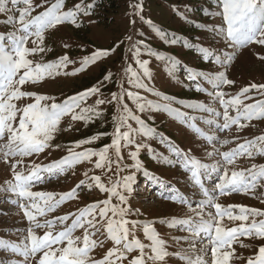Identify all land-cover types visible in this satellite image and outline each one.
Returning a JSON list of instances; mask_svg holds the SVG:
<instances>
[{
    "label": "snow or ice",
    "instance_id": "obj_1",
    "mask_svg": "<svg viewBox=\"0 0 264 264\" xmlns=\"http://www.w3.org/2000/svg\"><path fill=\"white\" fill-rule=\"evenodd\" d=\"M92 7L91 4L84 5L83 0L69 10H65V0H41L39 4H35L34 0H0V16L5 17L4 25L12 29L0 33V163L5 164L11 173V178L5 181L7 187L3 190L18 197L12 202L22 210L30 225L26 236L19 243L0 240V249L22 258L11 260L10 264H169L170 258L178 259L183 264H234L236 260H244L245 264H264V210L245 205L225 207L219 202L221 196L233 193L253 198L264 197V193L257 196V189L264 188V164L253 163L241 170L231 168L241 157H264V135L246 139L236 147L221 152L217 144L223 147L231 141L221 140L213 129L214 126L219 131H231L235 126V130L240 132L251 121L264 120V98L258 99L252 95L256 92L264 97V83H250L235 95L223 90L225 86L235 84L227 75V69L235 59L234 52L250 45L264 47V0H219L218 7L221 10L217 14L222 17V26L206 30L221 37L234 52L218 54L202 46L199 49L201 58L219 65L224 71L205 74L187 70L189 80H203L212 88L209 91L198 83L195 91L213 98L222 108L220 111L201 103L183 105L208 114V118L203 121L208 126L207 131L196 125L195 117L174 107L173 98L156 91L146 82L152 78L150 61L141 59V56H156L158 60H164L170 77L177 72V62L153 53L143 40L133 41L132 36L126 38L130 42L127 51L136 67L132 63L125 65L122 82L118 84L119 90L112 92L109 99L101 98L103 94L99 85L69 95L61 102H56V97L52 95L22 90L26 84L36 85L48 78L75 76L115 52V47L95 49L84 55L79 61V68L72 72L66 69L77 61L68 53L47 63H35L29 58L51 50L44 46L49 31L58 30L66 24L80 28V16L90 15L89 9ZM136 8L142 10L139 4ZM37 9L43 10L37 12ZM132 23L135 24V21ZM161 38L166 39V34L161 33ZM29 42L33 47H29ZM168 42L175 44L176 40ZM64 48H69V45L65 43ZM256 58L264 63V55L256 54ZM112 80V73L109 72L100 84ZM139 90L158 99L151 100ZM92 96L97 99L89 105L87 101ZM126 99L135 106V110ZM24 100L31 102L18 105ZM249 100L254 102L245 103ZM105 104L116 106V114L112 116L110 143L98 149L85 147L108 133L93 135L66 146L67 154L58 160L48 164L33 162L25 165V158L38 157L46 150L61 147L52 142L57 133L69 130L60 127L65 117H70L74 122L82 121L86 127L103 115L101 106ZM146 111L163 112L179 120L207 145H211L213 150L206 152L207 157H220L215 164H208L191 155V150L185 151L170 139L160 137V142L167 144L170 155L165 157L161 154L157 158L177 165L188 173L190 182L202 197L195 206L178 189L167 197L174 203L186 206L192 213L186 218L174 217L167 221L169 227L180 226V231L187 233L186 236L172 238L176 243L183 241L187 247L171 253L153 222L130 219L135 213L130 206L126 207V193L131 191L134 175L120 176L115 181L110 177L108 185L102 182L101 175H89L94 170L112 173L113 165L117 170L114 175L125 171L122 166L124 149H128V158L134 161L129 167L140 169L138 154L146 146L143 141L159 135L157 129L141 117L140 114ZM133 147L135 150H131ZM85 162L92 164L93 168L86 171V179L71 190L63 193L32 191L37 183L44 182L45 173L49 177L68 172L74 175L75 168ZM213 173L217 174L218 180L209 189L204 178ZM85 185L89 191L97 188L106 194V198L74 212L47 218L66 202L77 200V189ZM39 217L45 218L43 222ZM226 220L239 224L228 227ZM36 229H43V235L38 234ZM138 230H142L147 243L138 238ZM77 231H81V235H76ZM241 237L262 243L253 248L243 243ZM106 241L111 242V247L104 251L101 258H96L94 251L104 248ZM235 244L251 249L253 254L238 256ZM0 264L4 262L0 261Z\"/></svg>",
    "mask_w": 264,
    "mask_h": 264
},
{
    "label": "rangeland",
    "instance_id": "obj_2",
    "mask_svg": "<svg viewBox=\"0 0 264 264\" xmlns=\"http://www.w3.org/2000/svg\"><path fill=\"white\" fill-rule=\"evenodd\" d=\"M110 1L83 0L84 5L91 4L93 7L89 9L90 15L80 16L79 22L82 26L75 28L66 24L58 30L49 31L46 34L44 46L51 50L35 54L29 58L35 63H47L68 53L71 58L77 61L76 64L70 65L66 69V71L72 72L74 69L79 68L81 58L95 49L115 47V52L75 76H60L56 79L48 78L36 85L26 84L22 90L52 95L56 97V102H61L69 95L84 91L93 85H99L103 94L101 98L109 99L112 92L119 90L118 84L122 82L121 77L125 65L132 63L133 67H136L134 62L130 60L131 54L127 51L130 42L126 38L132 36L133 41L143 40L153 53L177 62V72L175 76L170 77L167 74L164 60H158L156 56H141V59L150 61L149 68L152 78L151 80H146V82L156 91L173 98L174 107L180 108L188 113L189 116L195 117L196 125L207 131L208 126L203 121L208 118V114L194 111L183 107V105L201 103L222 111L220 105L214 102L213 98L205 93L195 91L198 83L212 91V88L206 82L203 80L191 81L187 78V70L205 74L224 71L219 65L206 62L201 58L199 49L202 46L218 54L234 52L232 48L223 42L221 37L216 36L214 32L206 30L222 26V17L217 14L221 10L218 7L219 0H190L185 4L186 9L183 11L177 10V5L170 6L157 0H115L118 5L117 8L112 7L109 4ZM40 2L41 0H34L35 4ZM50 2H54V0H50ZM81 2L82 0H65V10L73 9L76 4ZM138 4L141 5L142 10L136 8ZM197 6L199 8H196ZM42 10L37 9V12ZM4 19L5 17L0 16V33H7L12 30L4 25ZM133 20L135 24L132 23ZM149 21L151 23H148ZM161 33L166 34V39L161 38ZM171 39H175L176 43H169L168 41ZM65 43L69 45V48H64ZM117 45L118 47H116ZM29 47H33L31 42H29ZM256 54L264 55V47L250 45L234 52L235 59L228 67L227 75L235 81V84L233 86H225L224 91L230 95H235L242 87H246L250 83H264V63L256 58ZM109 72L112 73V82L105 81L100 84L104 76ZM125 87H127V84H125ZM139 91L151 100L158 99L150 93L143 92V90ZM252 95L258 99L264 98L260 97L256 92H253ZM96 99V96H92L87 103L91 105ZM27 102L31 101H20L18 105ZM126 102L135 110V106L130 101L126 99ZM252 102L254 101H245V103ZM101 110L103 115L86 127L82 121L74 122L71 121L70 117H65L60 127L61 129L67 128L69 130H62L57 133L56 139L52 142L54 145L58 144L61 147L56 150H46L45 153L40 154L38 157L25 158V165L33 162L48 164L53 160H58L67 154L66 146L93 135L108 133V135H101L95 143L85 147L98 149L110 143L113 131L112 116L116 114V106L114 104H105L101 106ZM140 115L148 124L155 127L159 133L155 138L143 141L146 146L138 154V159L141 162L140 169L136 170L129 167L134 161L128 158V149H124L122 166L125 171L114 175L113 173H116L117 170L115 165H113L112 173L94 170L89 175H101L102 182L106 185L109 184L110 177L111 180L115 181L120 176L134 175L131 191L126 193L128 201L126 207L130 206L132 212L135 213L130 219L140 222H153L156 231L167 242L169 252H176L180 248H186L187 245L183 241L176 243L172 238L174 236H186L187 233L180 231V226L169 227L167 221L174 217L186 218L192 213L186 206L174 203L167 197L173 195L174 190L178 189L194 206L202 197L198 189L194 188L190 182L188 173L182 171L177 165L168 164L164 159L157 158L161 154L165 157L170 155L167 144L161 143L160 137L170 139L171 142L185 151L191 150L190 154L201 159L202 162L215 164L220 157L215 159L207 157L206 152L213 150L211 145H207L185 124L169 117L166 113L146 111ZM213 129L221 140L229 139L231 141L223 147L217 144V147L223 152L236 147L238 143L246 139H254L257 136L264 135V120H253L247 128L240 132L235 130V126H233L231 131H219L214 126ZM237 137L238 139H236ZM131 150H135L134 147ZM253 163L257 165L264 164V157L257 156L255 159L241 157L231 168L235 170L246 169ZM90 168H93V165L85 162L75 168L74 175L72 172H68L58 177H49V174L45 173L44 182L37 183L32 191L67 192L76 187L81 180L86 179L84 173ZM10 178L11 173L8 167L0 163V240L17 243L26 236V230L30 225L22 210L16 203L12 202L16 201L18 197L10 191L3 190L7 187L5 181ZM217 180L218 177L215 173L210 177L204 178L205 185L209 189L213 187ZM77 191L79 195L77 200L66 202L56 212L50 213L47 218L51 219L68 212H74L78 208L106 198L105 193L100 192L97 188L89 191L86 185L81 186ZM261 193H264V188L257 189V196H260ZM261 199H264V197L253 198L252 196L233 193L221 196L219 202L225 207L228 205H245L249 208L264 210V202H261ZM113 202L116 203L115 200ZM234 211L238 212L239 209ZM38 219L43 222L45 218L39 217ZM225 224L228 227H232L237 226L239 222L233 223L226 220ZM36 231L38 234L43 235V229H36ZM76 235H81V231H77ZM137 236L147 243L144 240L142 230L137 231ZM241 240L245 244L252 245L253 248L262 243L259 240H250L244 237H241ZM108 247H111V242L106 241L105 247L96 249L93 255L96 258H101ZM234 248L238 256L248 257L253 254L251 249L242 248L239 244H235ZM132 255H136V253ZM19 259L21 258L0 249V261H3L4 264H10L11 260ZM169 264H183V262L170 258ZM234 264H245V261L236 260Z\"/></svg>",
    "mask_w": 264,
    "mask_h": 264
},
{
    "label": "trees",
    "instance_id": "obj_3",
    "mask_svg": "<svg viewBox=\"0 0 264 264\" xmlns=\"http://www.w3.org/2000/svg\"><path fill=\"white\" fill-rule=\"evenodd\" d=\"M157 1H159V2H165V3H167L170 6L177 5L178 6L177 10L183 11V10L186 9L185 8V4L188 1H190V0H187V1L186 0H157ZM109 4H111V6L112 7H115V8L118 7V5L115 3V0H113V1L111 0ZM196 8H199V7L197 6Z\"/></svg>",
    "mask_w": 264,
    "mask_h": 264
},
{
    "label": "bare ground",
    "instance_id": "obj_4",
    "mask_svg": "<svg viewBox=\"0 0 264 264\" xmlns=\"http://www.w3.org/2000/svg\"><path fill=\"white\" fill-rule=\"evenodd\" d=\"M17 243H19V242H17ZM21 258V257H20ZM22 259V258H21Z\"/></svg>",
    "mask_w": 264,
    "mask_h": 264
}]
</instances>
